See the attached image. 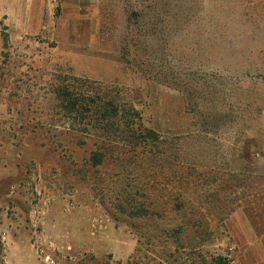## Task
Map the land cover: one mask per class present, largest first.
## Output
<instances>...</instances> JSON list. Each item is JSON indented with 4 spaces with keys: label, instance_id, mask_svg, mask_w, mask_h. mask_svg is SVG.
<instances>
[{
    "label": "rangeland",
    "instance_id": "1",
    "mask_svg": "<svg viewBox=\"0 0 264 264\" xmlns=\"http://www.w3.org/2000/svg\"><path fill=\"white\" fill-rule=\"evenodd\" d=\"M9 2L0 264H239L235 213L264 232V0H46L44 25L74 44L53 29L13 34ZM73 57L93 77L75 74ZM65 87L114 98L137 123L112 132L102 166L91 156L106 137L62 106ZM132 127L159 138L129 152ZM127 183L159 213L125 211Z\"/></svg>",
    "mask_w": 264,
    "mask_h": 264
},
{
    "label": "trees",
    "instance_id": "2",
    "mask_svg": "<svg viewBox=\"0 0 264 264\" xmlns=\"http://www.w3.org/2000/svg\"><path fill=\"white\" fill-rule=\"evenodd\" d=\"M79 91L80 92L76 93L70 91L66 87L60 88L59 96L61 98V103L67 110L76 111L82 115L88 113L89 115H84L88 119L89 123L87 124H92L95 128L101 129L100 131L104 134L106 139H99L96 141V149L92 151L91 161L94 167L102 166L109 157L106 147L108 144L106 142L107 139L113 140L111 138L112 132L116 133L122 126L137 125V123L134 121L135 119L131 121L130 111L127 113L119 109L116 99L106 96L103 99L99 98L97 99L98 101H95L91 95L81 90ZM136 115L138 118H141L139 113H136ZM131 130V135L127 137L128 139H126L125 145L123 146L127 148L129 152H136L140 149L138 143L142 138H150L151 140H157L159 138V135L155 131L149 129H147L145 133L133 132V127ZM123 134L124 133H122V135ZM123 190V198H117V201L125 211H129L133 216L142 213H159V211L155 209V204L151 201V193L143 185L136 186L134 189L130 183H127ZM136 197H144L148 201H138ZM175 206L178 209H182L185 207V204L181 205L177 203ZM160 207L163 206L160 205ZM229 262V259L220 256L217 264H229Z\"/></svg>",
    "mask_w": 264,
    "mask_h": 264
},
{
    "label": "crops",
    "instance_id": "3",
    "mask_svg": "<svg viewBox=\"0 0 264 264\" xmlns=\"http://www.w3.org/2000/svg\"><path fill=\"white\" fill-rule=\"evenodd\" d=\"M8 9L9 12L5 14L8 16V26L13 34L18 36H39L45 30L53 29L54 34L55 30H57L59 40L64 38L68 43L73 42L68 37L69 33H67L68 38L61 37L60 32L62 29L59 25L58 29H56V25H44L45 9H48L46 0H10ZM84 26L88 28V25ZM90 26L93 29V39L95 37L96 43L99 25ZM71 61L75 74L93 77L84 73V60L80 62L79 58L73 57ZM93 61L96 64L102 63L104 65L103 61L99 59ZM233 218L237 223H235L237 231L240 233L238 237H242L236 239V241H239L238 245L240 247L239 264H264V232L258 231L257 226L251 223L249 216L245 213L236 212Z\"/></svg>",
    "mask_w": 264,
    "mask_h": 264
}]
</instances>
